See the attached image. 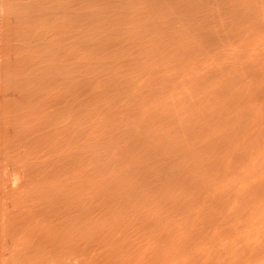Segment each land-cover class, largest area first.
<instances>
[{"label":"bare ground","instance_id":"obj_1","mask_svg":"<svg viewBox=\"0 0 264 264\" xmlns=\"http://www.w3.org/2000/svg\"><path fill=\"white\" fill-rule=\"evenodd\" d=\"M9 2L12 4L11 0H0V55L2 59V66L0 68V125L1 127H6L9 123L16 122L15 124H17L18 122V125L22 126L26 142L30 145L31 152L34 155L33 168L44 172V180L46 176L52 177L54 180L53 184L57 189L61 185L60 174L64 158L62 153L63 132L65 129L67 130L70 124V122L65 124V121H62L61 112L64 102L62 95L63 91H65L64 94L68 96L66 94V91H68L71 98L77 91L73 89L75 92L73 91L72 93V90H63V87L61 91L58 87L56 90H53V88L49 90L50 76L60 75L65 78L69 87L78 88L80 85L83 93L92 91L94 94L91 113L84 114V110L81 112L82 118H80L79 123L82 125L87 122L85 120L86 117H89L91 121L93 120V126L98 123L101 114L109 110V105H112V102L114 103L119 96H132L136 93L154 89L153 83H149L148 81L151 79L142 81L143 77H139L140 79H138L137 76L128 75H155L160 72H162V75H187L183 76L176 87L180 89L177 94L181 96L186 95V97L191 95V101L197 102V105L186 109L190 113L196 114V112L200 113L201 110H204L202 109V104L206 103L208 105L207 102L210 100V97H207L208 95L219 96V102L215 101L216 104H213V106L217 105L215 106L217 109L212 107L216 112L221 109L219 106H222L223 109L221 111H224V114L217 112L218 117L214 112L215 117H212L213 111V114L208 112L210 116L212 115L210 117L212 121L218 120L221 124V126L218 123V126L216 124L215 139L212 143L211 140L209 141L210 138L208 136L209 127H206L202 131L207 133V138L196 136L192 132L194 136L192 135L191 139L187 140L186 147L183 146L187 142L184 143L193 126L191 122L185 121L187 124L184 127L185 132H187L186 134L165 140L161 143L163 146L153 143L148 144L156 146L155 148L153 146L151 148L154 149L153 157L154 159L156 158L155 163L157 162V165L165 163L162 162V159L166 157L169 159L174 154H181L184 157L187 155L182 163H178L180 164L179 170H183V176L185 175L184 169L186 170L189 167L190 169L195 168L194 170H190L191 172H187L189 177L178 178L182 172L180 171V173L177 168L174 169L175 172L169 168V170L171 169L170 173L167 169V174L163 171H166L165 166L161 169L156 167L150 168L151 175L145 179L148 182L143 185L141 184L140 188L143 193L150 194L147 196V199H144L146 200V205L143 200H137L138 204L137 202L135 203V199L133 198L135 195L131 191L137 187L136 185L139 182L144 180L146 174H138L141 178L135 183L126 176L120 178L121 181H124L122 186L127 188L125 190L126 195L130 196L131 200L129 199L128 201L135 208L130 206L131 209L128 208L129 211L119 213V215L125 216V220L124 222H115L114 229H112L114 232L126 231L129 233L127 236L129 240L126 242L127 248L122 253L124 257L121 258L118 264H264V0H253V17L255 20L253 27L259 39L257 40L255 37L258 41V43L256 42L255 49L253 48L246 53H241L244 51H242L243 49L241 50L243 45H240L232 49L231 53L234 52L230 53L226 58L223 55H228L230 51L221 53L223 56V58L220 57L221 59H218L220 52L216 56H211L216 57L215 59L209 56L198 59L195 57L186 58L187 55H178L174 57L175 59L165 60L163 69L157 59H143L149 54L142 55L140 59L130 58L124 61L111 60L109 62L107 60H105L107 62L104 60H48L49 56L65 57L76 54V52L66 50L62 51L63 53L61 51L48 52L43 50L44 47L56 42L59 44L64 43L74 36L73 32H69L66 29L62 31L57 25L56 19L53 23L55 26L51 25L49 28H45L43 25L44 20H46L49 14L53 18L54 16L61 17L62 20L64 13L71 11V6L65 7L62 0H20L19 4L24 9V16L20 21L21 25L17 31L16 27H12L15 22H9L7 18L8 6H10ZM129 10L132 12V9ZM66 15L72 21H76L77 19V16ZM133 15L129 21L133 28L140 29L141 31L149 28L155 29L158 24L157 0L146 1L138 7ZM119 18L122 19V16ZM76 23L74 24L76 25ZM120 23L124 24V22ZM14 44L20 45L23 49L19 53L20 57L15 59H13L10 52ZM134 53L136 52L133 51L131 54ZM185 60H188L186 62L187 66L185 65V68L179 69V65ZM7 69L11 72L10 76L12 78L14 75H18L21 80L20 89L23 101L20 110L22 112L15 114L14 118L11 116L13 115L11 113L16 112V107L9 106L6 96ZM72 75L81 76L74 77ZM82 75H94V77L89 81ZM106 75L122 76L105 77ZM124 75H127V77ZM194 75L204 76L205 83H200L198 77H194ZM207 75L222 76L211 77L213 78L211 80L208 76L209 82L206 79ZM124 85L126 88L122 89L125 87ZM163 85L161 84L156 89L161 88ZM190 88L191 91H189ZM92 93L90 92V94ZM87 96L89 97V94ZM213 96L211 97L212 100ZM70 100L77 106L81 103L83 106L85 103V100L79 102L77 95ZM212 100L208 102L209 105L212 103ZM126 103L130 105L128 101ZM218 103L220 104L219 106ZM145 106L143 102L139 105L140 109H143ZM157 106L159 107L160 105ZM212 107L209 111H211ZM15 117L16 121H14ZM18 118L19 121H17ZM230 119L231 121L228 126L227 123ZM204 121L207 126L210 125L207 119H204ZM222 121L224 122L223 124ZM199 123L203 124V122ZM73 127V131L76 130L81 134V148L75 155L78 162L77 185L80 189V197L74 210L63 218V222L60 221V225L63 227L60 228L61 231L59 229L58 233H56L55 236L57 237L55 239L53 237L54 240L50 241V243L52 242L51 248H48L49 250L52 249L51 251L54 254L52 256L51 252V263L49 264H79V261L81 262V259H79L80 253L84 252L82 250H85L88 247L87 245L90 248L89 243L92 245L94 241L98 242L99 239L104 238L100 233L106 231L108 224H106V228L103 223L94 222L93 191L97 190L101 185L99 180L102 167H106V172L111 175L108 179L105 177L103 185L106 187L113 186L114 182H112V178H115L114 176L117 171L116 162L120 161L119 158L122 155L120 154L122 150L116 142L109 145L103 131V126L94 127L90 138H86L83 134V127L79 129H76L75 125ZM219 127L223 128L225 132L220 131ZM7 132L6 129V133L2 137L0 144V192L2 196V204L0 206V264L8 263H6L3 256L5 249L10 244L8 242L9 237L13 240L11 234L18 232V229L21 230V227L17 229V226H21V224L13 222L14 213H16H13V211L16 209L12 208L13 205H16L17 209L23 210V207L21 208L19 203H22L20 202V198L23 199L22 195H24L21 190L22 194L20 192L17 193L19 191L18 187H21V185L16 186L18 190L13 187L17 190L16 192H13L11 189L13 185L9 186V174L11 173L9 166H12L11 164L13 163L10 160L12 155L16 158L15 154L17 151L14 143L8 139ZM227 134L231 138L235 137L238 143L228 146L227 153L222 155L225 163H220L221 156L218 155L220 152L211 151V149L214 150L215 144H218L220 147V142H223ZM245 141L250 144L248 147L242 145ZM200 145L202 148L198 147ZM162 148H164V151H162ZM197 148L201 149L197 150ZM169 151L172 153L170 156L168 154ZM14 152L15 154H13ZM142 152L145 151L143 150ZM206 152L210 153L207 154ZM52 154L54 155L53 158L49 157ZM164 155L166 157H163ZM174 156L170 160L173 163L176 159L175 162L177 163L178 157L181 156H175L176 158ZM238 156H246V164L242 165L239 169L235 168L234 171L238 173L239 177L230 181V171ZM193 158L194 163L192 164L190 161L192 162ZM139 159V157H136L133 160L134 168L136 169L145 170L148 168V164H151L149 162L143 163ZM167 159L166 161H169ZM166 163L168 164V162ZM203 163L204 167L208 169L205 170L209 174L214 171H220L219 164L224 165V169L226 170L224 177L228 182L223 183L219 187L220 191L218 193L210 191L214 182L218 180L217 178L210 177L208 179V187L205 183L206 178L202 179L203 181L205 180L204 183L200 179L199 167L197 171L195 166H202ZM173 164L170 163L169 165ZM183 166L184 168H182ZM205 170H203L202 174L206 172ZM194 171H197V173ZM205 174H203V177H206ZM174 175L175 178H172ZM10 178L14 179L15 177L12 176ZM19 178L13 181L14 184L18 183ZM164 180H166L165 183ZM196 181L200 183L198 184ZM162 182L163 185L161 184ZM192 183L198 186L199 189L195 186L197 189L193 190L195 187L191 186ZM200 184L201 186H199ZM204 184L207 188H201L204 187ZM187 186H191L192 190L190 191L189 187L187 190L183 189V187L186 188ZM158 188H161L162 191L168 189L170 193L165 194V192L156 195L154 191ZM164 194L167 197L164 198ZM227 196H234V199L219 209L216 204L226 199ZM143 203L145 207L142 205ZM103 206L105 205L103 204ZM157 206L161 207L162 212ZM133 208L134 210H132ZM28 209L25 210L26 213L28 212L25 215L28 219L16 215V219L14 218L17 221V217H19V222L27 219L23 223L28 224H26L27 230L24 229L25 232H20V238L14 235L17 238L15 237L12 244L16 246L14 248H17L14 251H19V256H17L16 251H12L17 256V258L15 255L13 256L12 262L14 259L19 258L20 260L17 261H20V264L40 263V254L42 253L43 255L41 251L42 244L44 253L50 252H48L44 241L43 243L40 240L37 242L35 234H30L29 228L34 224L32 220L36 216L37 211L34 210V212L36 211L34 214L33 209H31L32 211H28ZM130 211H134V213L130 215ZM18 212L16 213L17 215ZM19 215H24V213L20 214L19 212ZM146 222H159V225L143 226L142 223ZM15 229L17 231L13 232ZM137 236L144 237L145 239L142 238L140 240L138 248L134 251L130 247L129 242H132V238H136ZM160 238L168 240L166 246L157 243ZM193 238L198 239L197 244L190 246L193 252L186 257H180L179 253H181L183 247L188 242L190 243ZM112 244V242L107 240L105 246L110 247ZM35 258L36 261L34 260ZM96 258L94 257V264H100Z\"/></svg>","mask_w":264,"mask_h":264},{"label":"rangeland","instance_id":"obj_2","mask_svg":"<svg viewBox=\"0 0 264 264\" xmlns=\"http://www.w3.org/2000/svg\"><path fill=\"white\" fill-rule=\"evenodd\" d=\"M11 1L12 4L9 2L10 6H8L7 18L9 22L12 21L15 22L14 25L12 24L13 25L12 27L13 28L16 27V30L18 31L21 25L20 21L23 19L24 16L23 13L24 9L22 8V5L19 4L20 0H11ZM146 1L149 0H62L63 4H65V7L71 6L70 7L71 11L68 13H64L62 20L61 17L59 18L57 16H54L53 18V16L49 14L46 17V20H44L43 25L45 28H49L51 25H54L53 23L54 20L56 19V23L62 31L66 29L69 32H73L74 36L70 38V40L65 41L64 43L59 44L56 42L47 47H44L43 50H46L48 52H57V51L62 52L66 50L69 52H76V54L68 55L65 57L49 56L47 59L48 60L74 59V60H86V61L107 60L109 62L111 60L124 61L125 59L127 60L130 58L140 59L142 55L149 54L146 55L147 57L143 59L145 60L147 58L148 59L150 58L151 60L157 59L161 63V67L163 69L165 60L173 59L178 55H187L186 58L195 57L198 59H203L209 56L210 58L215 59L216 57L214 58L211 56H216L219 54L218 52H220V56L219 58L218 57L217 58L221 59L220 57L223 58V56H225L224 58L228 57L232 49L239 47L240 45H243L241 50L243 49L242 51H244L241 53H246L247 51H250L253 48L255 49L256 42L258 43L257 41L259 40L257 38L258 35L255 34V30L253 27L255 22L253 17V0H157L158 3L157 27L155 29L149 28V29H143L144 31L143 30L141 31L140 29L133 28L129 21L132 18V16H134L133 14L136 12L138 7H140ZM129 9H132V12H130ZM66 14H69L68 16H77L76 21L75 20L72 21L71 19L67 18ZM120 16H122V19L119 18ZM120 22H124V24ZM74 23H76V25ZM255 37L257 38V40ZM20 51H23L20 45L14 44L13 49L10 50L13 59L20 57L19 54ZM133 51H135L136 53L131 54ZM227 51H230L228 55L224 54L222 56L221 53H227ZM1 61L2 59L0 55V68L2 66ZM187 61L186 60L182 61L183 63L179 65V69L185 68L184 66L185 65L187 66L186 64ZM6 74H7L6 96L9 102V106L12 105V107L14 106L13 108L16 107L15 108L16 112H14L15 111L14 110L12 111L14 113H11L13 114L11 116L14 118V116H16L15 114L17 113L19 114V112H22L20 110L23 101V97L21 95V89H20L21 80L18 75H14L12 78L10 76L11 72L8 69ZM72 76L75 77L81 75H72ZM82 76H85L89 81L91 78L94 77V75H82ZM117 76H122V75H106L105 77H117ZM124 76L127 77V75ZM128 76H134V77L137 76L138 79H140L139 77H143L142 81H144L145 79L146 80L151 79L148 81L149 83H153L154 89L150 91H145V92L143 91L141 93H136L132 96H119L114 103L112 102V105L111 104L109 105L110 109L101 114L100 121L96 123L94 126H93V120L91 121L89 117L85 118L87 122H85L83 125L79 123L80 118H82V114H81L82 110H84L83 111L84 114H90L93 109L92 105L94 101V94L92 93V91H87L86 93H83L80 88V85L78 86V88L73 86L69 87V84L62 76L60 75L50 76L49 90H51V88H53V90L54 89L56 90L58 87L61 91L63 87V90L70 89L72 90V93L74 91L73 89L77 91L71 96V98L68 91H66V94L68 96L64 94L65 91H63V95L61 94L64 101L63 109L61 112L62 121H65V124L70 122V124L67 130L64 128L65 131L63 132L62 153L64 158L62 160L63 165L61 167L62 170L60 174L61 175V179H60L61 185H59L60 189L59 188L57 189L55 187V185L53 184L54 180L52 177L46 176L44 180L43 178L44 172L42 170L33 168L34 155L31 152L30 145L26 142V137L23 133L22 126L18 125V122L17 124H15L16 122H14L16 121V117L15 120L12 121L14 123H9L6 126L8 128L1 127L0 125V144L2 137L6 133V129H7L8 132L6 135L8 136V139L14 143L15 149L17 151L16 154L15 152L13 153L15 154L16 158H14L12 155L13 159L11 157L10 160L13 163L11 162L12 166H9L11 172L10 173L11 175L9 174V183H10L9 186L11 187L13 185L11 187L13 192H16L19 188V191H17V193H19L20 190L24 193V195H22L23 199L20 198V202L22 203H19L21 205V208L23 207V210L21 209L20 211L19 208L17 209L16 205H13L12 209L14 208L16 209L13 211V213L14 212L17 213V211H19L21 214L23 212L24 215L21 216L19 215V212L18 215L16 213L14 214L19 217H25V215L28 214V212L26 213L25 210L28 209L29 205L30 206L28 211L29 210L32 211L31 209H33V212L34 210L39 212L38 214L36 211H35L36 214L34 212V214L36 215V216L33 215L34 219L35 217L37 216L38 217L35 220L34 219L32 220V222H34L35 225L32 224V226L29 228V231H31L30 234L31 233L33 235L35 234L38 240L37 242H39L40 240L43 243L44 241L48 252L50 251L49 253H44V250H42L43 244L41 245V251L43 252V255L41 251H40L41 254L39 253L41 256V258L39 259L41 264L51 263L50 255L52 249L49 250V248H51L50 245L52 242L50 243V241L51 240L53 241L57 237L55 236L56 233H58L59 229L63 227L62 225H60V221H62L63 218L68 215V213H71L74 210L75 206H77L76 204L78 202V198L80 197V189L77 185L78 162L76 161L75 155L78 153V151L81 148V138H80L81 134L76 130L73 131L74 129L73 125H75L76 129L83 127L84 129L83 134L86 136V138L91 137L94 127L103 126V131L105 132V137H107L109 145H112L116 142L120 147V149L122 150V153H120L122 155H120L119 158L120 161L116 162L118 172L116 171V174L114 176L115 178H112V182H114L113 186L106 187L103 185L104 184L103 180L105 179V177L108 179L111 175H109V173L106 172L107 170L106 167H102L101 176L99 180V183H101V185L97 190L93 191L94 192V222L96 221L97 223H101V224L103 223L104 227L106 226V224H108V228L106 226L108 230L106 229V231L100 233L101 236L104 237L103 239H99L98 242L94 241L92 245L91 243H89L90 248H88L89 245H87L88 250H86L87 248H85V250L84 249L82 250L84 252L81 251L82 253H80L81 256L79 258L81 259V262L79 261V264H94V257H97L96 259L98 262H100V264H118L121 258L124 257L122 253L126 250L125 248H127L126 242L127 240H129L127 238L129 233H127L126 231L114 232L112 229H114L115 222H124L125 220L124 218L125 216L119 215V213H123L127 211L128 208L131 209V207L134 206H131L132 204L130 205L128 201L130 199V196L126 195L125 190L127 188L122 186L124 184V181L123 180L121 181L120 178L126 176L133 183H135L138 179L141 178V176H138V174L141 173H144V175L146 174L144 176V180L142 182H139L138 185H136L137 186L136 188L133 189L134 187L133 186L132 187L133 190H131L132 192H134L133 194L135 195L133 196V198L135 199V203L137 202V200H143V202L145 203L146 200L144 199H147V196L150 194L143 193L142 190H140V188H141V184L143 185L146 182H148L145 179L151 175L150 168L156 167L161 169L163 168V166H165L166 168L165 167L164 168L166 169V171L163 169L162 170L165 173L166 172L168 173V171L170 173L171 169H173L172 171H174L175 168L179 170L180 164L178 162L182 163V161L187 157V155L186 157H184L183 154H182L183 156H181V154L180 155L174 154L177 157L178 156L181 157H178L177 163L175 162L176 159L175 160L173 159L175 162V163L173 162L174 163L173 164L171 160H172V156L174 155L170 153L171 151L170 150L168 154L169 156L170 154L172 155L171 158L169 157V159H167V157L164 155L163 157L166 158L164 159L162 157L165 160L164 161L162 159V162L165 163L162 164L159 163V165H157V162L155 163L156 158L154 159L153 157L154 149L151 148L152 146L153 148L156 147L153 144H158V146H163L161 143H163L165 140L171 139L175 136L186 134L187 132H185L184 127L187 124L185 123V121L188 123L191 122L193 126L189 135L185 139L184 143L187 140L189 141L192 135L194 136L192 132L195 133L196 136H204L207 138V133H204L202 131V129L204 130L206 127H209V131H208V136L210 138L209 141L211 140L212 143V141L215 139V134H216L215 130L218 124H220L219 123L220 121L218 120L212 121V118H210L212 115L210 116L208 112L212 113L213 111L214 113L215 109H217V107H215L217 105L213 106V104H216L215 101L219 102L218 95L213 96L211 94L210 96L209 95L207 96L210 97L209 101L212 100L211 97L213 96V100L212 103L210 102L211 103L210 105L208 103L209 101L207 102L208 105H206V103L202 104L203 106L202 109L204 110H201L202 112L199 110L201 114L198 112H196V114L190 113L189 110L186 109L197 105V102L191 101V95H188L186 97V95L181 96L180 94H177L180 89H177L176 87V85L180 82L183 76H187V75H162V72H160L155 75H128ZM195 76L198 77L200 83H205L204 76L194 75V77ZM208 76L210 77L211 80L213 78H216L215 76L221 77L222 75L219 76L207 75V77ZM207 77L206 79L209 80V77L208 78ZM161 84L164 85L161 88L156 89ZM125 88L126 86L122 89ZM189 91H191V88L189 89ZM90 92L92 94H90ZM88 94L89 97L87 96ZM76 95L78 96L79 102L85 100L83 106L82 103L77 106L75 105V103H73L72 100H70L74 98V96ZM0 98H1V94H0ZM127 101L130 103V105L126 103ZM141 102H143L146 105L145 107H143V109H140L139 107ZM157 105L160 106L158 107ZM219 105L220 104L218 103V106ZM210 106L211 107L213 106L215 109L212 107L213 110L211 109V111H209L211 108ZM219 107H221V109H219ZM219 107H218L219 110L215 112L217 116L218 113L224 114V111H221L223 107L222 106ZM215 113L213 114L212 117H215ZM12 117L11 119H13ZM203 117H205L204 119L208 120V122L210 123L209 126L205 124ZM17 121H19V118L17 119ZM230 121L231 119L227 123L228 126L230 124ZM199 122H203V124ZM223 123L224 122L222 121V124ZM194 126L195 128H193ZM218 129H220V131L225 132L223 128L219 127ZM229 134L225 136L223 142H220L221 145L220 147L218 146V144H215L214 150L211 149V151L220 152V154H218L221 156V157L219 156L220 163H225L222 159V155L227 153L228 146H230L233 143H238L235 137L231 138ZM188 141L183 146L186 147ZM151 143L153 144L148 145ZM242 145L248 147L250 144L245 141L244 144L242 143ZM147 146L149 147L146 148ZM198 147H201V145ZM199 149L197 148V150ZM143 150L146 153L142 152ZM162 151H164V148H162ZM204 151L206 150L204 149ZM206 153L208 154L210 152H206ZM53 156H54L53 154L51 156L49 155V157L52 158ZM175 156L174 158H176ZM136 157H139L143 163L149 162L151 164H148L149 166L145 170H141L139 168L136 169L134 168L135 165L133 163V160ZM166 159L169 161H166ZM246 159H247L246 156L236 157L233 164L234 166L232 168L233 171L232 170L230 171L231 172L230 181L239 177L238 173L234 170L235 168L239 169L240 167H242V165H245ZM166 162H168V164ZM169 162L173 165H169L170 164ZM190 163L192 164L194 163V158L192 162L190 161ZM219 166H220V171H214L211 174H209L207 171L208 169L204 167V163L202 164V166L200 165L195 166L196 169L199 167L198 168L199 174H201V177L199 175L200 179L202 180L203 178L204 179L206 178L205 183L207 187L209 184L208 179L210 177H215L218 179L217 181L214 182L213 187H211L212 189L210 191L212 193L213 192L218 193L220 191L219 187L223 183L228 182V180H226L224 177L226 171L224 169V165L219 164ZM201 167L202 169H200ZM169 168L171 169L169 170ZM182 168H184V166ZM188 169L189 171H187ZM194 169L193 168L190 169V167L187 168L186 170L184 169L185 175H187V172H191L190 170H194ZM203 170H205L208 173V174L206 172H205L206 174L203 173L206 175V177H203L204 176L202 174V172H204ZM180 171L181 170H179V172ZM197 171L194 172L197 173ZM181 172H180L181 174L179 173L180 174L179 176L177 175L178 178L189 177L188 175L183 176V170ZM16 174L19 176L17 177ZM12 176L15 178L11 179L10 177ZM16 178L17 179L19 178V180L17 184L15 183L16 184L15 185L13 181L14 180L16 181ZM172 178H175V175L172 176ZM165 181L166 180H164V183ZM204 181L202 180L203 183ZM196 182L195 184H197ZM199 183L200 182H198V184ZM161 184L163 185V182ZM18 185H21V187L19 186L17 188L16 186ZM191 186L195 187L196 185L192 183ZM191 186L190 187L187 186L186 188L183 187V189L187 190L189 187L191 191L192 190ZM199 186H201V184ZM206 186L204 184V187L201 188H207ZM13 187H15L17 190ZM196 187L195 189L193 188V190H196L197 189ZM155 191L154 194L156 195L160 193L163 194L165 192H166L165 194L170 193L168 189L166 191L165 190L162 191L161 188H158ZM165 197H167V195H165L164 198ZM233 199L234 196H227L226 199L220 201V203H217L216 205L219 207V209H221L225 205L229 204ZM144 203L142 205H144ZM1 204H2V196L0 192V206ZM103 204L105 206H103ZM134 208L132 210H134ZM157 208L161 211L160 206H157ZM174 211L176 210L174 209ZM133 213L134 211H130V215H132ZM15 215L14 218L16 219ZM19 217H17L19 219V220L17 219V221L13 218V222L14 223L16 222V224H21V226L20 225L17 226V229L18 227L19 228L21 227L20 228L21 230L18 229L19 233L11 232L13 240L9 237L8 242L10 244L5 249V254L3 256L4 259L6 260V263L8 262L7 264L9 263L20 264V261H17L20 260L19 258L14 259V261L12 262L14 255L16 258L17 256H19L18 250H15L17 252L16 253L17 256L14 253L15 252L14 249L17 248H14L16 246H13L12 244L16 237L14 235H17V237L20 238L21 233L25 232L24 229L27 230L26 226L28 224L23 222L24 220L27 221L28 217H25L27 219L22 218L24 219L21 220L23 222H19L20 221ZM159 222L157 223L146 222V223H142V225L158 226ZM17 229L13 230V232L17 231ZM142 238L144 237H139V236H137L136 238L133 237L132 242L131 241L129 242L130 247L134 249V251L138 248V244L140 243V240ZM107 240L113 243L110 247L105 246ZM167 242L168 240H166L165 238H160L158 239L157 243L166 246ZM197 242L198 239L193 238L190 241V243L188 242L189 244L187 243L186 246L183 247L181 253H179V256L186 257L189 254H191L193 250L192 248H190V246L197 244ZM53 254L54 252H52V256ZM34 260L36 261V258ZM40 263L36 262V264H40Z\"/></svg>","mask_w":264,"mask_h":264}]
</instances>
